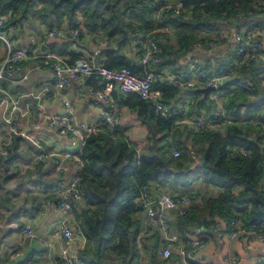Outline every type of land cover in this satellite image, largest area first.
<instances>
[{"label":"trees","instance_id":"trees-1","mask_svg":"<svg viewBox=\"0 0 264 264\" xmlns=\"http://www.w3.org/2000/svg\"><path fill=\"white\" fill-rule=\"evenodd\" d=\"M169 1L181 3L184 15L158 16L155 0H0V16L10 12V17L0 26V33L12 38L13 32L22 30L25 24H37L45 29L63 25L78 27L82 33L106 40L107 45L99 55L106 67H127L138 73L141 68L126 58L124 50L133 47L138 55L140 34L149 32L156 37H167L159 42L161 53L156 69L168 67L171 72L186 73V68L180 70L179 59L198 44L204 46L211 40V34L219 42L222 28L264 31V0ZM54 53L69 63L81 57L65 47ZM258 63L239 68L223 82L222 87L227 90L225 112L232 123L218 131L194 132L187 127H176L171 119L155 116L151 105L136 94L125 93L123 100L112 91L115 100L135 109V120L151 132L153 142L140 152L120 135V127L112 134L102 130L86 137L78 153L83 164L79 171L82 207L74 218L77 230L87 240L82 252L88 250V242L94 243L90 264H97L101 252L123 258L138 256L137 240L145 229L135 200L142 186H154L172 196L188 195L191 199L189 194L171 191L187 189L198 181L219 190L203 205H191L183 216L177 217L174 234L185 243L189 242V236L202 243L216 229L227 235L231 222L264 235V88L253 67ZM229 67L230 63L228 67L219 66L225 72ZM87 78L88 85H92L91 81L95 88L103 86L99 78ZM231 85L235 88L230 89ZM155 88L161 91L162 102L175 108L174 99L180 89L160 81L155 83ZM192 94L197 95L193 91ZM198 103L212 109L209 102L208 108L205 101ZM155 127L157 136L153 132ZM9 146L6 155H1L7 161L13 160L8 158ZM233 147L243 150L244 155L232 153L228 148ZM172 150L179 151L180 156L173 158ZM192 156L199 166L188 174H176L193 164Z\"/></svg>","mask_w":264,"mask_h":264},{"label":"crops","instance_id":"crops-1","mask_svg":"<svg viewBox=\"0 0 264 264\" xmlns=\"http://www.w3.org/2000/svg\"><path fill=\"white\" fill-rule=\"evenodd\" d=\"M35 28L45 29L37 24H25L22 30H17L11 35L16 42L24 41ZM223 37L215 49H208L205 46L195 47L187 56L186 61L179 59L182 65L180 70H185L190 62H200L214 67L227 66L234 53L235 44L232 39L230 28H222ZM240 30H247L241 27ZM40 32L42 42L41 52L56 51L65 47L67 51L80 54L81 56L90 53L95 48L103 50L106 47V40L99 35H89L85 31L82 36L75 40L49 39ZM212 40H216L212 38ZM264 50V37L261 39ZM133 47L124 50L126 58L136 63L137 54ZM4 53L3 45L0 44V63ZM102 53V51H101ZM101 55V54H100ZM101 60V58H100ZM41 60H28L23 63V68L17 72L11 80L0 83V91L7 94L11 101L17 102L18 109L10 112L11 126L19 131L27 133L31 138L38 140L44 149L49 152H72L79 153L78 143L74 138L60 135L58 131L47 125L46 119L53 115H62L64 108L61 99H66L72 106V122L93 124L97 120L98 107L94 99L86 89L93 87L89 78H81L71 81L59 91V98L52 96V74L48 69L35 68ZM182 61V62H181ZM32 68L25 73L26 68ZM257 78L264 80V62L255 64ZM164 70H170L165 67ZM90 80V79H89ZM229 77L225 79L228 81ZM224 81V82H225ZM49 87L48 93H42V87ZM235 88L230 86V89ZM114 94L119 99H125V93L120 92L117 86L113 87ZM194 92V91H193ZM195 93V92H194ZM177 104L188 107L189 110L205 108L198 102L205 101L208 108V99L202 94L196 96L190 90H178L174 99ZM121 111V125L119 133L138 151L143 152L152 145L151 132L146 126L135 120V109L131 110L121 102L115 100ZM210 103V102H209ZM9 126L4 122L0 108V133L8 135ZM156 136L159 135L156 127L153 128ZM9 157L1 156L0 160V264H61L59 255L62 248V241L52 234V226L58 219L63 217L61 210L55 204L59 199V193L63 184L70 180L79 170L78 166L70 163L66 172L55 173L50 165H35L32 168H22L21 164L28 162L36 153L35 148L26 139L17 136L9 137ZM13 144V145H12ZM12 146L15 147L13 150ZM189 149V148H188ZM200 182V181H198ZM194 183L187 189H173V194H187L195 192L200 183ZM212 187V186H211ZM204 188L202 193L196 192L192 196L191 205L201 206L209 197H215L219 190L215 187ZM192 188L191 192H188ZM82 205L77 203L69 223L73 232L77 231L75 214ZM178 215L175 211L166 213L168 230L175 233V223ZM143 221L142 213L139 216ZM24 228H29L32 235L25 236L22 233ZM144 230V229H143ZM201 250L196 253L190 261L193 264H264L261 259L263 254L262 246L255 240L245 237L238 240L228 239L226 233L221 234L216 230L211 235L205 236ZM197 239L189 236L187 241ZM49 243V248L43 249L42 242ZM161 243L160 234L157 228L145 230L137 240L138 256L135 258L118 257L111 252H101L97 264H161L156 250ZM94 243L88 242L87 251H77L72 245L70 254L79 264H90L93 259ZM20 252L16 256V253ZM167 264H184L181 259L172 254ZM185 264H188L186 262Z\"/></svg>","mask_w":264,"mask_h":264},{"label":"built area","instance_id":"built-area-1","mask_svg":"<svg viewBox=\"0 0 264 264\" xmlns=\"http://www.w3.org/2000/svg\"><path fill=\"white\" fill-rule=\"evenodd\" d=\"M158 3V16H183L184 10L179 2H170L169 0H155ZM10 17V12L0 16V26ZM12 32V29H8ZM168 31V28H165ZM232 39L235 44L234 53L230 62L228 72L219 67L205 66L200 62H190L187 64L186 73L182 71L171 72L169 70H157L156 65L160 60L159 42L167 39L166 36L156 37L146 32L140 34L142 39L139 54L136 58V64L141 68L138 73L132 72L127 67L108 68L100 60V48H95L90 53L81 56L72 63L54 52H41L42 42L40 40L41 28H35L34 32L29 34L22 42H16L5 33H0L4 53L0 63V83L11 80L14 75L23 68V63L28 60L41 59L40 64L35 68L48 69L52 74V96L59 98V91L71 81H77L81 78L95 76L103 84L101 88L88 86L86 91L93 97L94 103L98 107V116L93 124L72 122V106L66 99H61L64 112L62 115L49 116L46 119L47 125L60 135L74 138L78 143L79 150L83 147L86 137L97 131H105L112 134L121 125V111L116 105L112 96L114 85L123 93L136 94L140 100L151 105L154 115L163 119H171L176 127H187L194 132L218 131L225 124H231L232 120L226 115L224 102L227 96V90L222 87L223 82L228 76L232 75L239 68H248L253 63L264 62V50L262 38L264 31L256 29L235 30L230 28ZM49 39L75 40L82 30L80 28H70L66 25L44 29L42 32ZM219 45L217 40H210L204 43L208 49H215ZM197 47H201L200 44ZM32 68H26L25 73H29ZM157 81L166 82L177 86L179 89L190 90L211 87L206 98L212 104V109H201L192 112L187 106L177 104L175 108L169 107L162 102V93L155 88ZM49 87H42V93H48ZM0 108L3 120L8 124V135L0 133V154L6 155L9 145V137L17 136L26 139L35 148L36 153L31 159L21 164L22 168H32L35 165H50L55 173L66 172L70 163L78 166V172L68 181H66L59 193V199L56 200L58 208L63 217L55 221L52 226V234L62 241L60 250L61 264H79L70 254V247L73 245L77 251H83L86 248V237L80 232L75 233L69 223L74 212L75 204L82 200L80 190L79 171L83 164L78 153L72 152H49L43 148L41 143L31 138L27 133L19 131L11 126L10 112L18 109L17 102L10 100L7 94L0 91ZM9 111V113H8ZM232 153L244 155V151L237 148H228ZM79 151V152H80ZM173 158H178L180 152L172 150ZM192 199L188 195L172 196L163 189L154 186H142L139 188L138 197L135 204L140 207L143 216L144 229L150 230L157 228L160 234L161 243L156 250V254L161 260V264H167L171 255L176 254L185 264L193 259L194 255L202 248V243L197 239L187 243L180 237L168 230L166 213L175 211L178 216H183L190 207ZM23 235L31 236L32 231L29 228L22 230ZM228 239L237 240L240 237H248L257 241L263 248L264 254V235L253 228H244L238 223L231 222L230 231L227 234ZM42 248H49V243L42 242ZM20 252L16 253V256ZM264 259V256L261 258Z\"/></svg>","mask_w":264,"mask_h":264},{"label":"water","instance_id":"water-1","mask_svg":"<svg viewBox=\"0 0 264 264\" xmlns=\"http://www.w3.org/2000/svg\"><path fill=\"white\" fill-rule=\"evenodd\" d=\"M180 60L182 61H186L187 60V57H182ZM181 61V62H182ZM212 90L211 87H206V88H202V89H194L193 91L195 93H199V94H202L203 97H206L207 93ZM193 157V156H192ZM199 166V161L193 157V164L186 170H180V171H176L175 173L176 174H182V175H185V174H188L189 172L195 170L197 167ZM166 170L168 171H171L170 169H167ZM137 210L140 211V207L138 206L137 207Z\"/></svg>","mask_w":264,"mask_h":264},{"label":"rangeland","instance_id":"rangeland-1","mask_svg":"<svg viewBox=\"0 0 264 264\" xmlns=\"http://www.w3.org/2000/svg\"><path fill=\"white\" fill-rule=\"evenodd\" d=\"M211 39H212V34H211ZM261 87H263L264 88V80L262 81V85H261ZM259 90V92L261 91L260 89H258ZM187 161H188V159H187ZM189 162V161H188ZM201 182V181H200ZM200 182H198V183H200ZM209 187H211L210 185H207V184H204V183H200L196 188H195V192H193V193H187V194H189V195H196V192H198V193H202V190L204 189V188H209ZM212 188V187H211ZM187 190H188V188H187ZM192 191V188L188 191V192H191ZM82 205V204H81ZM81 207V206H80Z\"/></svg>","mask_w":264,"mask_h":264}]
</instances>
